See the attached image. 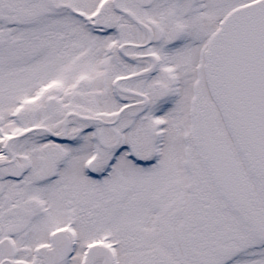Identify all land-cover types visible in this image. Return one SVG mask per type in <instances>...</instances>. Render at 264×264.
Segmentation results:
<instances>
[{"label": "snow or ice", "instance_id": "obj_1", "mask_svg": "<svg viewBox=\"0 0 264 264\" xmlns=\"http://www.w3.org/2000/svg\"><path fill=\"white\" fill-rule=\"evenodd\" d=\"M0 264H264V0H0Z\"/></svg>", "mask_w": 264, "mask_h": 264}]
</instances>
